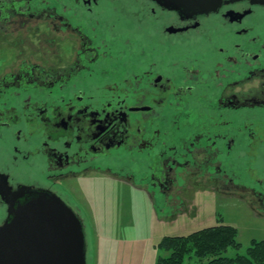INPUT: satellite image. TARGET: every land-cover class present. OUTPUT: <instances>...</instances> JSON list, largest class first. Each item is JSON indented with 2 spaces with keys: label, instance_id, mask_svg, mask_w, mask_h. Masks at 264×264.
I'll use <instances>...</instances> for the list:
<instances>
[{
  "label": "flooded vegetation",
  "instance_id": "1",
  "mask_svg": "<svg viewBox=\"0 0 264 264\" xmlns=\"http://www.w3.org/2000/svg\"><path fill=\"white\" fill-rule=\"evenodd\" d=\"M2 2L0 28L47 20L71 56L60 45L55 64L0 78V224L3 196L20 187L58 196L83 221L63 181L91 173L168 202L182 171L187 203L211 188L264 213L243 174L264 157V4Z\"/></svg>",
  "mask_w": 264,
  "mask_h": 264
},
{
  "label": "rangeland",
  "instance_id": "2",
  "mask_svg": "<svg viewBox=\"0 0 264 264\" xmlns=\"http://www.w3.org/2000/svg\"><path fill=\"white\" fill-rule=\"evenodd\" d=\"M47 23V20H31L22 26L5 23L6 27L0 28V78L16 74L31 62L55 64L60 45L67 51L63 58L71 56L68 43L58 41V33ZM49 39L55 40L51 46L47 43ZM198 158L203 159V155ZM181 173L180 182L170 189L168 202L150 200L144 192L97 173L64 180V189L85 214L86 264H154L165 254L157 246L164 237L187 235L219 224L234 226L238 232L239 246L228 247L222 252L224 256L245 254L252 240L264 239V213L256 203H252V208L248 200L222 197L211 188L197 192L187 203L182 189L184 173ZM243 174L256 191L264 192L261 184L256 183L264 181V157H257L253 168L244 170ZM236 191L245 194L244 190ZM170 214H175V218H167ZM184 264L201 263L192 256Z\"/></svg>",
  "mask_w": 264,
  "mask_h": 264
},
{
  "label": "water",
  "instance_id": "3",
  "mask_svg": "<svg viewBox=\"0 0 264 264\" xmlns=\"http://www.w3.org/2000/svg\"><path fill=\"white\" fill-rule=\"evenodd\" d=\"M157 1L181 12L199 13L236 0ZM249 1L264 4V0ZM3 198L7 215L0 224V264L87 263L83 221L62 199L28 187Z\"/></svg>",
  "mask_w": 264,
  "mask_h": 264
},
{
  "label": "trees",
  "instance_id": "4",
  "mask_svg": "<svg viewBox=\"0 0 264 264\" xmlns=\"http://www.w3.org/2000/svg\"><path fill=\"white\" fill-rule=\"evenodd\" d=\"M237 229L229 224L204 227L187 235L167 236L158 242L165 251L154 264H184L194 256L201 264H264V239L252 240L245 254L222 255L228 247H238Z\"/></svg>",
  "mask_w": 264,
  "mask_h": 264
}]
</instances>
